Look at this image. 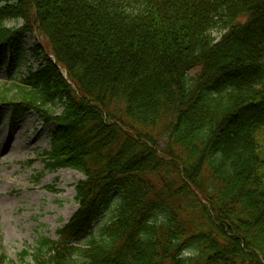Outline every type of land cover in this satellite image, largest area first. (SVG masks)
<instances>
[{"label": "trees", "instance_id": "obj_1", "mask_svg": "<svg viewBox=\"0 0 264 264\" xmlns=\"http://www.w3.org/2000/svg\"><path fill=\"white\" fill-rule=\"evenodd\" d=\"M28 33L40 64L0 108L84 177L34 264H264V0H0V56Z\"/></svg>", "mask_w": 264, "mask_h": 264}, {"label": "rangeland", "instance_id": "obj_2", "mask_svg": "<svg viewBox=\"0 0 264 264\" xmlns=\"http://www.w3.org/2000/svg\"><path fill=\"white\" fill-rule=\"evenodd\" d=\"M6 25L19 29L23 22L11 21ZM44 44L46 41L37 33H28L19 53L11 58L9 50H5L0 56V96L5 87L12 86L31 66L36 68L40 64L35 52L38 45ZM47 109L54 110L56 115L62 111L59 106ZM11 114L10 107L0 108V256L3 257L0 264H34L39 244L45 238L59 242V230L78 211L75 186L84 177L71 169L46 172L43 154L51 149L55 125H46L34 112L10 123ZM114 207L91 235L81 239L79 246L98 236ZM74 264L83 263L78 258Z\"/></svg>", "mask_w": 264, "mask_h": 264}]
</instances>
